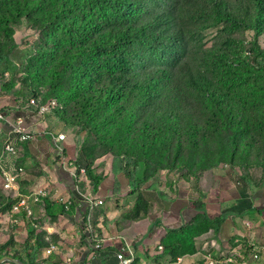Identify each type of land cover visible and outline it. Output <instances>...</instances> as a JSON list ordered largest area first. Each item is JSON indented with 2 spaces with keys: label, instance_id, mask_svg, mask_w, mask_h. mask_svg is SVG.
Segmentation results:
<instances>
[{
  "label": "rangeland",
  "instance_id": "374dc122",
  "mask_svg": "<svg viewBox=\"0 0 264 264\" xmlns=\"http://www.w3.org/2000/svg\"><path fill=\"white\" fill-rule=\"evenodd\" d=\"M94 1L0 0V43L23 53L0 82L28 85V99L72 124L81 143L97 144L95 158L149 172L230 167L264 178V0H135L129 17L165 37L184 32L187 61L173 67L147 55L137 63L132 48L130 72L108 56L116 31ZM10 209L0 186V229ZM17 251L12 241L0 245V259Z\"/></svg>",
  "mask_w": 264,
  "mask_h": 264
},
{
  "label": "crops",
  "instance_id": "0c3cea01",
  "mask_svg": "<svg viewBox=\"0 0 264 264\" xmlns=\"http://www.w3.org/2000/svg\"><path fill=\"white\" fill-rule=\"evenodd\" d=\"M22 58L17 47L9 57L12 71H17ZM6 81L0 82V112L7 116L0 120V186L4 172L23 167L21 193L46 189L47 201L55 207L62 206L59 199L70 201L72 207L52 218L44 199L31 204L33 219L28 220L24 210L14 209L16 193L4 191L11 198V209L1 224L0 245L28 244V250L20 253L24 259L30 255L34 264H119L117 255L126 249L133 253V264H176L177 259L179 264H204L210 257L222 262L233 258V264H264V257L253 258L254 249L264 247V178L230 167L196 175H145L108 157L92 159L83 152L73 128L53 111L40 115L28 107L18 85L2 91ZM21 118L33 135L27 142H21L15 131ZM60 134L66 135L65 141L58 140ZM8 142L17 148V155L4 150ZM79 170L103 177L96 191L87 173ZM91 230L104 239L99 250ZM52 245L56 250L50 251Z\"/></svg>",
  "mask_w": 264,
  "mask_h": 264
},
{
  "label": "trees",
  "instance_id": "16d2710c",
  "mask_svg": "<svg viewBox=\"0 0 264 264\" xmlns=\"http://www.w3.org/2000/svg\"><path fill=\"white\" fill-rule=\"evenodd\" d=\"M96 8L104 17V21L108 27L116 31L115 37L110 45L106 47V52L108 56L112 57L113 65L121 70H131L132 64L131 59L127 56V52L130 49H136V62H145L146 56H165L164 60L171 63L173 67L183 68L187 61V38L184 32L181 30H176L171 32L168 36L162 34L161 31L152 30L151 23L144 25L139 22V19L131 17L132 9L135 6V0H95ZM161 0V4H163ZM156 6V5H155ZM153 10V9H152ZM212 12L221 17L224 21L235 24L234 18L229 14L222 13L218 7H213ZM129 14L131 15L129 17ZM150 14V12H147ZM17 48V46L12 41H6L0 43V76H3L5 72H10L14 70L12 68V61L9 59L12 52ZM141 52V53H139ZM135 62V63H136ZM12 69V70H11ZM130 72V71H129ZM17 84L11 78L6 81L1 90L10 91L15 88ZM28 90V85H23L20 87L18 93H20L23 98H28L26 94ZM30 99L25 100L26 104H29ZM60 118V117H59ZM61 119V118H60ZM66 125L74 127L65 120L61 119ZM83 128L81 129V131ZM81 131H79L81 133ZM79 134V133H77ZM84 143V142H83ZM98 149L97 144L88 146V144H82V150L87 157H92V159H98L101 157H94L95 151ZM135 170H139L136 166ZM145 175L157 174L158 171H145L142 170ZM87 176L93 183V189L96 191L103 177H97L91 171H87ZM45 209L49 217H56L57 213H66L62 206L55 207L52 203L48 202L47 199L44 201ZM60 210V211H58ZM25 251L28 250L29 245L25 244L22 247ZM10 254V253H9ZM15 258L24 261L26 264H34V259L27 257L24 259L20 252H15L12 254ZM31 258V259H30Z\"/></svg>",
  "mask_w": 264,
  "mask_h": 264
},
{
  "label": "built area",
  "instance_id": "2783aa9c",
  "mask_svg": "<svg viewBox=\"0 0 264 264\" xmlns=\"http://www.w3.org/2000/svg\"><path fill=\"white\" fill-rule=\"evenodd\" d=\"M28 107L36 108L37 112L40 115L46 114L50 110L45 105L40 104V102L36 99H31L28 104ZM5 119H7L6 114L0 112V120H5ZM15 131L17 132V134L20 135L21 142H27L33 138V135L27 131L26 126H25V120L22 118L17 120L15 124ZM57 138L59 141L62 142L66 140V135L60 134L57 136ZM4 150L7 153H10L11 155H17V148L14 145L10 144L9 142L5 144ZM67 165L69 167L75 166L73 162H67ZM79 173L84 175L86 171L79 170ZM24 174H25V170L23 167L17 168V170L14 172H4L2 175L1 188L3 191L16 193L17 204L14 207V209L16 211H18L19 209L24 210L28 220H32L33 211H32L31 204L32 203L37 204V203H40L42 200L47 199L49 197V193L46 189H41L37 193H34V194L21 193L20 187H19V181H20V178L24 176ZM57 203L63 206L65 212H69L72 207V203L70 201H65L63 199L57 200ZM91 204L94 206H102L103 202H98V203L91 202ZM91 232H92V243L94 245V248L96 250L101 249L104 243V239L100 237L98 234H96L93 230H91ZM54 250H56V246L52 245L50 248V251H54ZM158 250L161 251L162 247L159 246ZM125 252H128L130 254L129 257L125 255ZM117 257L119 260V264H133L134 263V256L130 249L121 251L120 253H118ZM260 257H264V247L254 249L253 251V258L255 260L260 259ZM180 262H181V259H177L176 264H179ZM233 263H236V260H234L233 258H230L227 261L222 262V261H219V260H216L210 257L205 261L204 264H233Z\"/></svg>",
  "mask_w": 264,
  "mask_h": 264
},
{
  "label": "water",
  "instance_id": "95a60500",
  "mask_svg": "<svg viewBox=\"0 0 264 264\" xmlns=\"http://www.w3.org/2000/svg\"><path fill=\"white\" fill-rule=\"evenodd\" d=\"M11 263V264H26L24 261L17 259L12 256H5L0 259V264Z\"/></svg>",
  "mask_w": 264,
  "mask_h": 264
}]
</instances>
